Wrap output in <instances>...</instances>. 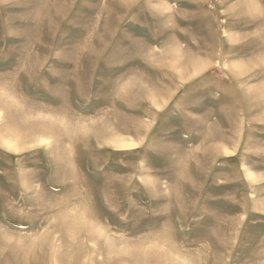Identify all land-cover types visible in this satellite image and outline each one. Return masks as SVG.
I'll use <instances>...</instances> for the list:
<instances>
[{"label": "rangeland", "instance_id": "374dc122", "mask_svg": "<svg viewBox=\"0 0 264 264\" xmlns=\"http://www.w3.org/2000/svg\"><path fill=\"white\" fill-rule=\"evenodd\" d=\"M0 264H264V0H0Z\"/></svg>", "mask_w": 264, "mask_h": 264}, {"label": "bare ground", "instance_id": "6f19581e", "mask_svg": "<svg viewBox=\"0 0 264 264\" xmlns=\"http://www.w3.org/2000/svg\"><path fill=\"white\" fill-rule=\"evenodd\" d=\"M179 73V72H178Z\"/></svg>", "mask_w": 264, "mask_h": 264}]
</instances>
